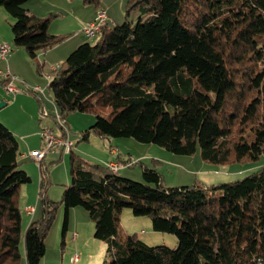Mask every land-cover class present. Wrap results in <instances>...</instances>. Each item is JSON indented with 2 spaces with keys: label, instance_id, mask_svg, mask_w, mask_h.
<instances>
[{
  "label": "trees",
  "instance_id": "trees-1",
  "mask_svg": "<svg viewBox=\"0 0 264 264\" xmlns=\"http://www.w3.org/2000/svg\"><path fill=\"white\" fill-rule=\"evenodd\" d=\"M25 1L0 0V7L13 18V44L35 58L68 35L47 30L57 11L34 16ZM125 8L123 22H105L94 41L79 43L48 70L47 88L64 119L94 114L81 138L132 137L178 154L198 146L214 163L264 155V0H128ZM42 66L36 62L37 71ZM19 155L17 136L0 120V264H18L21 235L26 264H39L55 205L45 202L41 217L22 230L17 196L30 177ZM67 158L63 230L69 208L83 207L109 264H264V165L240 179L167 186L146 165L140 182L74 149ZM39 167L41 194L49 184L43 158ZM124 207L174 233L176 246L148 244L136 233L123 243Z\"/></svg>",
  "mask_w": 264,
  "mask_h": 264
},
{
  "label": "rangeland",
  "instance_id": "rangeland-1",
  "mask_svg": "<svg viewBox=\"0 0 264 264\" xmlns=\"http://www.w3.org/2000/svg\"><path fill=\"white\" fill-rule=\"evenodd\" d=\"M68 1L69 0H26L24 5L32 15L38 17H44L50 12L47 5L53 7L54 10L51 11L58 12V15L50 17L48 22V25L49 23L53 22V24L49 26L48 31L50 32L51 29L56 30L55 33L52 34L63 33L66 34V36L68 35V37L75 36L77 34L78 36H85L82 32L83 25L77 29V27H72V25L68 23V20L71 19V16L74 13L76 14V17L79 18L86 15L87 13L89 14L92 11V8L97 10L98 8L102 7L96 8L93 4L83 3L82 0H73L70 4ZM99 1L109 15V22L111 26L123 22L126 14L125 7L128 0ZM26 3L30 7H28ZM3 14H6V16L3 17L4 23L12 22L13 18L7 12ZM137 16L138 14L132 12L130 15L132 23H135L138 20ZM9 30L11 38L8 41L11 45V48H15V45L12 41L11 29ZM96 36L97 35L88 38V41H94ZM66 40L67 39H64L63 42ZM78 44H76L72 50L75 49ZM48 70V66L45 63L42 66L41 72H38L35 67L33 71L28 72V75L31 77V79H39L41 85L40 87L43 89L45 88L46 95H44V93H42V95L46 97L44 101L48 102L49 104L45 107V109L42 108V111H44L42 116L40 115L41 113H38V111L37 114L33 113L35 101L38 100L36 95L29 91L27 92L23 90L21 92H25L26 94L24 99H20L12 105L13 97L11 95H7L2 85H0V97H2L3 101L7 103L6 105L0 107V118L3 119L4 122L6 121L7 125L4 122L2 123L7 127H13V132L17 136L19 142L23 141L22 135H24L25 131H29L31 125L35 124L38 132L40 127L39 123L50 127V129H52L56 134L62 135L64 138H66V135L63 131V126H59L55 118L52 116L54 115L53 109L58 111V108L54 103L52 104L53 100L51 97V92L47 88L49 79L45 78L44 73L48 72ZM33 83L35 82L30 83L27 81L24 84H20L22 86L21 89L24 86V89H32V87L35 85ZM37 102L38 101H36V103ZM39 116L42 117L40 120ZM88 118L91 122H87V124H85L86 126L90 125V123H93V113L74 111L67 114L65 119L60 115V120L63 122L65 127L67 125L65 124V120L69 121L70 119L69 122L72 123V126H69L68 123V127H66L67 136L70 134L74 142L73 145V142L71 141L72 146L70 145V149L79 151V149H82L79 147L83 146L84 149L82 150L85 151V153H88L89 151L94 153L96 151L94 147H98L102 140L116 139L118 140L116 144H118L122 155L126 156L123 161L119 159H113L120 164L118 167V174L123 176L126 175L125 177L140 182H144V178L142 177L143 165H146L149 168H155L161 174L162 183L167 186L190 185L192 183L209 184L240 179L243 175L250 172L251 170L264 165V155H260L257 159L246 160L242 162L214 163L206 161L200 157L198 146L196 151L192 154H178L168 151L156 143L140 142L132 137H100L98 135L90 134L88 139L84 140L81 138L80 133L76 131L74 126L81 124ZM93 140L97 142L94 143ZM42 147L43 143L41 142L40 148ZM69 150L64 151L61 146H54L47 151L45 158L43 159V163L47 166V178H49L51 181H49L48 186L45 188L43 187V192L41 194L38 193L39 214L36 219L41 217L40 215L42 214V206H45V202L47 203L50 200L51 204H53V206L55 205V208L51 224L44 236L45 250L40 257L39 264H109L108 262L110 257L106 250V243L103 240L94 237V223L90 220L88 212L83 207L76 206V208H79L78 210L84 212L86 217L82 218L79 214L75 217L72 215L68 228L63 230L64 205L60 200L63 189L69 183L70 179L69 174H67L68 178L67 180H64L65 169H67L68 172L67 152ZM126 151H128L129 154H125ZM60 156L62 158H60ZM83 157L89 159L90 162L92 161V157L90 156H86L84 154ZM129 158L131 159L132 163L130 165L127 163L125 164V160H129ZM19 160V165L22 167L21 169L26 166L28 169L32 170L33 167L30 165H33L36 168L35 173L37 175V178L32 180V174L25 170L29 175L30 180L20 185V188L23 189L20 193L19 188V194L17 196V205L20 209V214L23 216L24 210L27 212L26 207H30H24V204H26L27 201H29L32 197L31 192L33 185L37 184V190H39L40 167L39 161L34 160L32 157L26 159L19 158ZM28 213H30L31 216L33 211ZM30 221L31 220H29V222ZM23 226L24 227L22 230L26 227V225L23 224ZM73 231H76L77 235L74 234ZM132 233H136L139 239L148 244H164L170 247H175L177 244V237L174 233L155 230L150 217L146 215H134L129 207H124L119 215L118 236L120 240L125 243L127 235ZM19 253L20 258L18 264H26L22 235L19 242ZM78 255L80 258H77Z\"/></svg>",
  "mask_w": 264,
  "mask_h": 264
},
{
  "label": "crops",
  "instance_id": "crops-1",
  "mask_svg": "<svg viewBox=\"0 0 264 264\" xmlns=\"http://www.w3.org/2000/svg\"><path fill=\"white\" fill-rule=\"evenodd\" d=\"M72 1L73 0H69L68 3L70 4V3H72ZM27 6L30 7L28 4H27ZM47 6L49 7L50 12H51V10H54L52 6H50V5H47ZM99 7L104 8L101 4ZM4 11L5 10L2 7H0V42L6 41L9 43L8 40H10V38H11L10 30H9L11 22L10 23L6 22L7 24L3 22V17L6 16V14H3L6 12V11L5 12ZM95 11H96V9L92 8V11L89 14L87 13L86 15L81 16L79 18H77L76 14L74 13L71 16V19L68 20V23L70 25H72V27H77V29H78V28H80L81 25H84L86 22L93 19L94 15H95ZM106 14H107L106 23H108V25H110L109 15L107 12H106ZM51 24H53V22L49 23L47 30H49V26ZM55 31H56L55 29L50 30L51 33H55ZM67 37L65 38V39H67L65 42H63L64 41L63 40L60 43L55 44V45H53V46H51L45 50L37 51L35 58L30 57L22 47L15 46V48H11L10 52L8 53V55L6 57V59H7L6 61L0 60V69H4V67L6 66V63H7L9 71L19 77V80L16 81V84L19 87V90L16 92L17 94L14 93L15 96L13 95L12 105L15 104L18 100L24 99V96H26L25 92H21L24 90L25 86L21 89L22 86L20 84H24L28 81L30 83L35 82L33 84L39 85V87L41 86L39 79H37V78L31 79V77H29V75H28V72L33 71L34 67L36 69V62L37 63L41 62L42 65L46 63L48 66V69H51L50 66H54V65L61 63L66 58L65 56L68 55V53L72 50V48H74V46L76 44L88 40L87 37H85L83 35L78 36V34L75 36H70L68 38ZM41 70H42V68H41ZM0 85H1V83H0ZM43 90H44L43 91L44 95H46L45 94L46 93L45 88ZM36 96H38V100H36L38 102L36 103V101H35V108H33V113L37 114V111H38V113L39 114L41 113L40 115L42 116V114H44V111H42V108L45 109V107L48 106L49 103L44 101V99L46 97L43 96L42 94H36ZM41 99H42V101H41ZM0 100H3V98L0 97ZM6 104L7 103H5V105ZM52 104H53V102H52ZM36 107H37V109H36ZM0 113H1V111H0ZM41 118L42 117L39 116V120ZM0 120L2 122H4L3 119L0 118ZM69 121H70V119H69ZM69 121L65 120V124H67L66 127H68V123H69V126L70 125L72 126V123ZM87 122H91L89 118L86 119L81 124L74 126V128L79 133L81 130H83L84 128L87 127L85 125V124H87ZM4 123L6 124V121ZM39 125H40V127L38 129V132H37L36 125L35 124L31 125L29 131L28 132L25 131L27 133L24 132V135H22L23 141L22 142L18 141V146H19V150H20V155L18 157L19 162H20L19 158L20 159L21 158L26 159V158L31 157V156H29L30 150L39 149L41 147L42 141L40 140L39 130L41 129L42 126H45V125H42L40 123H39ZM9 129H11L12 131L14 130L13 127H11V126L9 127ZM68 137L73 142L70 134H68ZM100 137H102V136H100ZM93 142L96 143L97 141L93 140ZM117 142H118V140H116V139H109V140L104 139V140H102V142L99 144L98 147L97 146L94 147V149L96 150L94 153H92V151L85 153V151L82 150V149H84L83 146L79 147L82 149H79V151H77V152L80 153L82 156L85 154L86 156L92 157L91 158L92 162L102 163L104 161H109V160H113V159H119V160L123 161L126 156L122 155V152H121L118 144H116ZM73 145H74V142H73ZM77 146H79V145H77ZM46 153H45V155H46ZM125 154H129L128 151H126ZM45 155L43 156V159L45 158ZM60 158H62V157L60 156ZM30 166L33 167L32 170L28 169V167H26V166H24L25 169L24 168L23 169L30 172V174H32V176H33L32 180H35V178H37V175L35 173L36 168L33 165H30ZM20 168H22V167L20 166ZM67 168H68V166H67ZM67 174H68L67 169H65V175L66 176L64 175V180H67V178H68ZM124 176H126V175H124ZM49 181H51V180L49 179ZM22 189L23 188H20V193H21ZM37 189H38L37 184L33 185V189L31 192L32 197L29 201H27L26 204H24V207L25 206L33 207V213H32L33 215L31 214V216H30L28 211L26 212L24 210L23 216L21 215V226H22V228L24 227L23 224L27 225L29 223V220H34L38 217V214H39V212H38V210H39V208H38L39 196H38V190ZM25 191H26V187H25ZM50 203H51V201L49 200L47 202V204H50ZM42 209H43V206H42ZM78 209L79 208H76V207L69 208L66 228H68V226H69L70 218L72 217V215H73V217H75L76 215L79 214L82 218L86 217L84 212H82L81 210H78ZM74 229H76V228H74ZM73 233L77 235L76 231H73ZM77 258H80V256L78 255Z\"/></svg>",
  "mask_w": 264,
  "mask_h": 264
},
{
  "label": "built area",
  "instance_id": "built-area-1",
  "mask_svg": "<svg viewBox=\"0 0 264 264\" xmlns=\"http://www.w3.org/2000/svg\"><path fill=\"white\" fill-rule=\"evenodd\" d=\"M107 14L104 8H98L95 12V15L92 20L86 22L82 27V32L84 33L85 37L90 38L95 35H98L100 33V30L102 28V25L106 22ZM10 44L6 41L0 42V60H7L6 57L8 53L10 52ZM57 65H54V67ZM44 76L46 79L50 78V75H46L44 73ZM0 80L2 81L1 85L7 95H11L13 97L14 93H16L19 88L16 85V81L18 80V76L11 73L8 69V65L6 63V66L4 69H0ZM32 90L36 94H42L43 89L39 87L38 85H34L32 87ZM39 96V95H38ZM54 108V106H53ZM54 115H52L56 122L59 124V126H63V131L66 135V138H64L62 135L56 134L50 127L48 126H42L39 130V135L41 138V141L43 143V147L39 149H33L30 150L29 156H31L34 160L40 161L45 153L54 146H61L64 151H67L70 149V145L72 146L71 140H69L67 136V130L64 126L63 122L60 120V113L59 111H56L53 109ZM130 165L132 163L131 159L125 160V164ZM104 166H106L108 169H115L116 172L118 171L119 163L114 160L104 161L102 163ZM27 211L31 212L33 211V207H27Z\"/></svg>",
  "mask_w": 264,
  "mask_h": 264
},
{
  "label": "bare ground",
  "instance_id": "bare-ground-1",
  "mask_svg": "<svg viewBox=\"0 0 264 264\" xmlns=\"http://www.w3.org/2000/svg\"><path fill=\"white\" fill-rule=\"evenodd\" d=\"M10 48H11V45H10ZM50 68L52 69V68H54V66H50ZM46 75H50V73L49 72H46L45 73ZM50 79V78H49ZM120 165V164H119ZM111 172H116V170L115 169H109ZM27 208V207H26ZM30 214V213H29ZM75 236V235H74Z\"/></svg>",
  "mask_w": 264,
  "mask_h": 264
},
{
  "label": "water",
  "instance_id": "water-1",
  "mask_svg": "<svg viewBox=\"0 0 264 264\" xmlns=\"http://www.w3.org/2000/svg\"><path fill=\"white\" fill-rule=\"evenodd\" d=\"M5 103H6L5 101L0 100V107L3 106V105H5Z\"/></svg>",
  "mask_w": 264,
  "mask_h": 264
}]
</instances>
